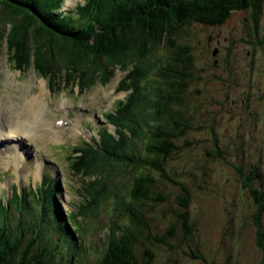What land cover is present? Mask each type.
<instances>
[{
    "label": "rangeland",
    "instance_id": "rangeland-1",
    "mask_svg": "<svg viewBox=\"0 0 264 264\" xmlns=\"http://www.w3.org/2000/svg\"><path fill=\"white\" fill-rule=\"evenodd\" d=\"M59 1V9L53 14L61 12L66 19H74L76 14L72 10L82 0ZM242 13L237 12L219 27L196 22L181 27L179 43L189 45L194 65L182 106L178 108L190 128L173 139L176 148L166 158V176L151 167L145 170V174L153 176L154 186L147 193L148 198L135 201L129 194L133 172L115 164L104 181L119 197L115 201L111 197L102 199L95 214L88 215L80 224L71 221L66 212L83 199L87 181L97 178L103 182V177L99 173L90 177L75 174L70 158L77 154L76 147L86 145L92 136L97 139L104 127L114 133V127L106 125L105 118L127 93L117 89L125 72L112 68L104 81L94 75L95 83L81 90L75 83L67 84L60 64L55 78H43L35 71L32 56L30 64L21 69L9 61V26L0 27V33H4L0 44V131H30L19 132L0 143V198H9L15 187L34 188L48 175L56 187L57 208L63 218L47 213L42 226L53 241L58 235L63 239L60 248L48 255L46 264H68L69 259L72 264H96L106 246V226H111L112 221L120 227L129 226L137 240L133 251L139 262L145 258L146 248L153 253L151 264L260 262L263 250L256 239L252 218L257 205L254 198L258 195L252 196L249 189L242 187V177L234 166L242 167L244 174L250 170L259 172L252 179V187L264 191V49L250 45V38L244 33L241 41L229 42V31L240 23ZM225 37L228 41H224ZM215 46L221 49V63L213 67L210 55ZM33 96L42 108L39 112L33 106L34 122L25 107ZM149 112L153 116V108L146 114ZM59 119H67L68 124L63 121L58 126ZM165 119L147 118L150 125L163 127ZM45 123L49 129L46 132L41 131L43 126L47 128ZM140 126L142 135L148 127L144 122ZM136 138V152L143 157L146 138ZM175 182L188 192L187 231L177 218L182 211L177 201L182 191ZM120 202L127 203L126 207ZM38 210L35 203H30L10 219L14 223L20 216L23 224L31 220L35 225ZM261 226L264 229V210ZM23 234L26 247L33 234L30 229H24ZM36 244L37 241L32 245L34 249ZM193 254L203 256L206 263Z\"/></svg>",
    "mask_w": 264,
    "mask_h": 264
},
{
    "label": "trees",
    "instance_id": "trees-1",
    "mask_svg": "<svg viewBox=\"0 0 264 264\" xmlns=\"http://www.w3.org/2000/svg\"><path fill=\"white\" fill-rule=\"evenodd\" d=\"M60 3L59 0H0V27L9 26L6 52L18 69L28 66L32 56L37 73L43 78L50 75L55 78L60 64L67 84L75 83L79 90L93 85L94 75L104 81L113 72L112 68L125 72L117 89L127 93L116 101L115 110L107 112L105 118L113 125L114 133L103 128L97 142L76 147L77 154L70 158L75 174L90 177L99 173L103 177V182L97 178L87 181L83 199L66 212L71 221L80 224L88 215L95 214L102 199L111 197L115 201L119 197L104 181L115 164L133 172L129 194L135 201L148 198L147 193L154 186L153 176L145 174V170L151 167L166 176V158L176 148L173 139L190 128L178 108L182 106L194 65L189 45L179 43L181 27L190 22L223 26L237 12H243L239 16L243 24L248 20L258 24L264 0H84L72 10L76 14L74 19H66V14L61 12L53 14ZM3 37L4 33H0V44ZM151 108L153 116L151 112L146 114ZM148 117L151 121L162 117L167 120L164 127L154 126L149 124ZM143 122L148 130L141 135ZM211 132L217 145L214 131ZM135 138H146L143 157L136 152ZM234 168L242 177V187L249 189L252 196L258 195L254 198L257 205L252 218L256 239L263 250L257 264H264L261 226L264 191L252 187V179L259 172L250 170L244 174L242 167ZM175 184L182 191L177 198L182 207L177 218L187 231L188 192L180 183ZM55 189L47 176L34 188L15 187L9 198H0V264H46L48 255L60 248L63 237L58 235L53 241L42 226L47 213L62 217ZM30 203L39 207L36 224L31 220L23 224L20 216L12 223L10 216L14 212L22 213ZM120 203L123 207L127 205ZM106 227V246L96 264H151L153 253L147 248L142 262L135 257L133 249L137 240L128 225L120 227L112 221ZM24 229H30L33 234L26 247L22 243ZM80 230L83 232L84 228ZM192 256L206 263L203 256ZM71 260L68 264L73 263Z\"/></svg>",
    "mask_w": 264,
    "mask_h": 264
},
{
    "label": "flooded vegetation",
    "instance_id": "flooded-vegetation-1",
    "mask_svg": "<svg viewBox=\"0 0 264 264\" xmlns=\"http://www.w3.org/2000/svg\"><path fill=\"white\" fill-rule=\"evenodd\" d=\"M239 22L240 23H238V25L233 26L231 31H229V40H230L229 42L232 43L238 40L241 41L242 35L244 33V35L245 34L246 36L248 35L249 38L250 36H252V39H254V41H252V39L248 40V43L250 45L255 44V46H260L259 48L264 49V8H263V11L260 13L258 24L254 23L251 20L250 21L248 20V22L243 24L244 22H243L242 17L239 19ZM212 27H217V26L215 25ZM224 41H228V37H225ZM220 53H221L220 47L219 48L216 46L213 47L211 51V55H210V59L212 61L211 64L213 67L219 66V64L221 63L220 59L218 58ZM225 67H226V62L224 61V63L222 64L223 71H225Z\"/></svg>",
    "mask_w": 264,
    "mask_h": 264
},
{
    "label": "bare ground",
    "instance_id": "bare-ground-1",
    "mask_svg": "<svg viewBox=\"0 0 264 264\" xmlns=\"http://www.w3.org/2000/svg\"><path fill=\"white\" fill-rule=\"evenodd\" d=\"M41 99H42V96H39ZM40 101L39 102H37L36 103V97H32L30 100H29V102H27L26 103V111H27V113L29 114V116L31 115V113H32V116H31V119L33 120V122L34 121H36V119H35V117H34V113H35V110L36 111H41V109L42 108H40ZM33 106L34 107H36V109L34 110L33 109ZM14 111V110H13ZM11 114V113H10ZM34 117V118H33ZM11 118H13V117H11ZM19 119V118H18ZM16 122V121H15ZM49 124H52L51 122H49ZM2 125V124H1ZM25 125V124H24ZM45 125H46V127H47V124L45 123ZM1 129V128H0ZM3 130V129H2ZM44 131V132H46V131H48L49 129H48V127L47 128H45V126H43V128H41V131ZM40 131V130H39ZM19 132H22L23 134L24 133H28V132H30V131H27L26 129H14V128H11V129H7L6 131H0V143L3 141V140H7V139H10L11 137H15V136H18V133ZM59 136V135H58ZM7 148V147H6Z\"/></svg>",
    "mask_w": 264,
    "mask_h": 264
},
{
    "label": "water",
    "instance_id": "water-1",
    "mask_svg": "<svg viewBox=\"0 0 264 264\" xmlns=\"http://www.w3.org/2000/svg\"><path fill=\"white\" fill-rule=\"evenodd\" d=\"M214 53V52H213Z\"/></svg>",
    "mask_w": 264,
    "mask_h": 264
}]
</instances>
